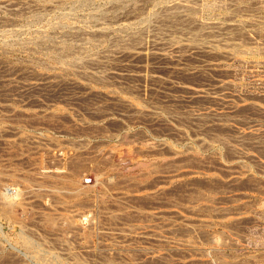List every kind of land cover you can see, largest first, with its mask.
<instances>
[{
  "label": "rangeland",
  "instance_id": "374dc122",
  "mask_svg": "<svg viewBox=\"0 0 264 264\" xmlns=\"http://www.w3.org/2000/svg\"><path fill=\"white\" fill-rule=\"evenodd\" d=\"M93 1L78 6L71 0H62L50 10L39 5L37 0H0V44L5 39L7 43V38L8 43L18 44V47L6 49L10 50L8 54L0 47V171L15 178L13 182L8 178L3 180V184L11 186H1L0 192L15 196L17 188L23 193L28 189L19 182L27 176L34 179L29 180L28 188L39 194L34 197L24 192L19 196L21 209L13 210L14 224L0 217V264H207V261L210 264H264V54L252 51L256 46L253 38L239 37L231 30V35L226 36L235 40L223 39L221 31L218 43L211 42L208 36L202 44L207 50L211 44L216 49H224V40L238 43L236 53L229 56L201 55L190 50L189 56L178 59L174 49L162 46L163 40H158L157 47L150 43L151 36H146L148 52L162 51L160 53L168 55L170 61L150 56L149 62L128 63L117 58L110 60V55L115 56L112 53L114 35L106 38L85 34L91 43L96 41L89 53L96 54L97 58L108 55L110 59H100L99 64L69 65L67 69L51 61L52 70L30 61L39 53L21 45L37 33L36 29L52 40H71L79 45L83 38L77 40L70 36L65 30L67 27L71 30L79 26L95 29L105 23L117 26L123 20L150 25L167 12L164 2L174 3V0H135L136 7L128 8L133 1L113 0L114 4L112 0ZM217 1L225 3L229 13L218 4L211 10L202 7L200 17L207 20L208 25L214 18L226 20L224 16L231 14L232 20L250 17L254 22L257 20L256 28L264 27V14L252 10L253 0H201L197 3L205 6ZM123 5L127 7L125 10L121 9ZM242 6L248 11L244 12ZM238 7L242 8L238 11ZM60 11L63 15H59ZM113 12L121 14L118 21L108 20ZM151 13L155 16L150 19ZM67 20L69 23L65 22ZM179 26L166 24L164 33L170 29L180 45H188L187 34L174 32ZM260 41L264 47V36ZM52 42L45 45L51 49ZM95 50L98 52L94 53ZM233 59L240 61L239 67H242L237 72L212 67L215 62L232 67ZM193 90H200L201 94L197 96ZM253 104H256L255 109L251 107ZM71 161L81 168L77 178L80 186H85L84 177L90 176L92 180L86 190L89 197L84 200L82 196L87 202L83 207L75 205L71 191L65 184H59V179L60 182L51 181L55 174L66 180ZM54 190H60L61 195L52 192ZM151 192L158 193L154 201L144 198ZM56 195L66 207H60ZM57 205L59 207H55ZM194 207L198 210L202 207V211L193 210ZM203 209L208 211L203 212ZM36 210H41V214ZM136 212L152 215L150 222L147 219L150 227L147 221L117 219ZM48 213H55L53 217L58 215L56 213L71 215L75 224L79 218L91 221L78 233L73 225L69 227L71 223H62L63 219L58 226L48 228L41 219L45 216L42 214ZM129 228L133 229L130 234L127 233ZM20 234L36 244L44 254L42 260L33 258V253L18 245L16 236ZM127 234L133 237L130 239ZM146 236L149 237L147 241ZM187 240L189 243L185 242ZM157 254H163V261L148 258Z\"/></svg>",
  "mask_w": 264,
  "mask_h": 264
},
{
  "label": "bare ground",
  "instance_id": "6f19581e",
  "mask_svg": "<svg viewBox=\"0 0 264 264\" xmlns=\"http://www.w3.org/2000/svg\"><path fill=\"white\" fill-rule=\"evenodd\" d=\"M7 2L9 1V0H6ZM61 2L62 0H37V2H38V4L39 5H42V7L44 6V7H47L48 9H50V7H51V9H53V7H54V5L55 4H58V2ZM71 1H73L75 4H77L78 6L79 5H81V6H83L84 4H86V2L88 3V1L89 0H71ZM93 1V0H92ZM103 1V0H102ZM113 1V0H112ZM120 0H117V2H119ZM125 1V0H124ZM127 1H129V2H132V3H129L130 5H128L127 7L128 8H130V7H136V5L134 6V4L133 3H135V0H127ZM140 1V0H139ZM145 1V0H144ZM155 1V0H154ZM164 1V0H163ZM163 1H159V2H163ZM175 1H177V0H174V3H171L170 1V3H167V2H164L163 4L164 5H167L168 6V8L165 6V8H167L166 10H167V12H164V14L162 13L161 14V16H159L158 18H156L155 19V21H154V23H153V21H152V24H148V25H137L136 23H134L133 21H127V22H125V20H123L121 23H119L117 26H109V25H103V26H100L99 28H97V27H94L95 29H90V28H88V29H85V26L83 27V26H79V27H76V28H74L73 27V30H71V28H69L68 29V27L65 29V30H67V33L70 35V36H73V38L75 37V38H77V40H79L78 38L79 37H82L83 39H80V43H79V45H77L76 43H74V42H72L71 40H68V41H70V42H67V41H65L64 39H53L52 40V38L51 37H49L48 35H46V33L45 34H43V33H41L40 31L38 32L37 31V29L35 30L37 33H35L32 37H29V39L27 40V41H25V43H24V45H21L19 42V44L22 46V48L23 47H27V49L29 48L30 49V51L31 50H33L34 52H38L39 54L37 55L38 57H31L30 58V61L32 62V63H38V65H40V67L42 66L43 68H45L46 70H52L53 68L52 67H50V65H49V62H53V61H55V62H57L58 63V65L59 66H57V67H59V68H66L67 69V66H69V65H71V66H74V64L76 65V64H89V63H93V64H99L100 63V59H110V60H114L115 58H117L118 60L120 59V60H122V61H126V62H142V63H145L146 61H147V59L150 57V56H153V57H155V58H157V59H159V60H161V61H163V60H167L169 57H168V55H166L165 53H160V52H162V51H160V52H148V44H149V41L147 40V38H146V36H148V37H150L151 36V40H150V43L152 42V44H154V45H157V47H158V44L160 45V41H158L159 39H161V40H163V43H161L162 44V46L163 45H165V46H168L169 48H172V49H174L175 50V52L179 55V57H178V59L179 58H181L182 56H185V55H187V52H189L190 50L191 51H194V53L195 54H201V55H221V56H223V55H232L234 52H235V50H236V46H238V43H236V42H232V41H222V42H224L223 43V45L224 44H226L225 46H223L224 47V49H216V46H213V44H211L210 45V47L206 50V49H203L204 47H203V42H204V40L208 37V36H210L209 38H212V40H211V42H214L215 43V41H216V43H218L219 41H218V37H219V34H220V32L221 31H223L222 33L224 34V36L222 37L223 39H228V40H232L233 38H231L230 39V37L228 38L226 35H231L230 34V31L231 30H235L236 31V33H237V35L239 36V37H241V36H247L248 35V37L250 36L251 38H253L254 40L253 41H255V44L254 45H256V46H254L253 48H251L252 49V51L253 52H255V53H261V54H264V47H263V45H261L260 44V40H261V38L264 36V27L263 28H261V27H258V28H256V26L258 25V24H256L255 22L257 21H253L254 19H251L250 17H248L247 19H242V20H238V19H234V20H232L233 18L232 17H234V16H231V14L230 15H227V16H224V17H226V20H220V19H216V18H214L211 22H210V26L208 25V23L206 22V21H204L201 17H200V13H199V9H201L202 7L204 8V9H210L211 10V8L213 7H216L217 6V4H218V6L219 5H221L220 7L223 9V10H225V11H227L228 13H229V10L225 7L226 6V4H225V6H224V4H223V2L222 3H220L219 1H217V3H212V4H209V5H206V4H208V3H206L205 4V6H202L201 4H198L197 2H201V0H181L182 2H175ZM214 1V0H213ZM59 2V3H60ZM70 2V1H69ZM94 2V1H93ZM92 2V3H93ZM108 2V1H107ZM121 3H123L122 1H120ZM157 2V1H156ZM159 2H157V3H159ZM219 2V3H218ZM229 2H233V1H230L229 0ZM245 2V1H244ZM251 2V1H250ZM62 3V2H61ZM71 3V2H70ZM90 3V2H89ZM104 3H105V0H104ZM115 2L113 1V4H114ZM205 3V2H204ZM226 3H228V1H226ZM74 4V5H75ZM116 4H118V3H116ZM249 4V3H248ZM251 5H249V7L251 6L252 7V10L254 11V10H256V12H262V14H264V0H253L251 3H250ZM8 5V4H7ZM125 5V4H124ZM121 6V9H123L124 8V10H125V8H127V7H125V6ZM126 5H127V3H126ZM163 5V6H164ZM234 5V4H233ZM232 5V6H233ZM242 5V4H241ZM244 5V4H243ZM55 6H58V5H55ZM77 6V7H78ZM80 6V7H81ZM85 6V5H84ZM228 6V5H227ZM238 6V5H237ZM240 6V5H239ZM248 6V5H247ZM65 7V6H64ZM70 7V6H69ZM74 7V6H73ZM99 7V6H98ZM138 7V6H137ZM229 7V6H228ZM230 7H231V5H230ZM242 7H244V6H242ZM242 7H240V8H242ZM56 8V7H55ZM59 8H61V7H59ZM109 8V7H108ZM239 8V7H238ZM237 8V9H238ZM240 8L238 9V11L240 10ZM245 8V7H244ZM45 9V8H44ZM50 9V10H51ZM63 9H65V8H63ZM62 9V10H63ZM115 9H117L116 7H115ZM120 9V10H121ZM134 9V8H133ZM139 10V8H136V10ZM237 9H231V11H233V10H236L237 11ZM246 9H247V11H248V8H245V10H244V12L246 11ZM54 10V9H53ZM55 10H57V9H55ZM60 9H58V11H59ZM99 10V9H98ZM106 10V9H105ZM104 10V11H105ZM108 10V9H107ZM135 10V11H136ZM165 10V11H166ZM57 11V12H58ZM97 11V10H96ZM110 11H112V10H110ZM117 11V10H116ZM119 11V10H118ZM122 11V10H121ZM120 11V12H121ZM128 11H131V10H129L128 9ZM134 10H132L131 12H133ZM134 11V12H135ZM213 11V10H212ZM242 11V10H241ZM246 11V12H247ZM249 11H250V8H249ZM56 12V13H57ZM61 12V11H60ZM109 12V11H108ZM142 12V11H141ZM163 12V11H162ZM201 12V11H200ZM64 13V12H63ZM102 13V12H101ZM100 13V14H101ZM104 14H107V13H105V12H103ZM102 13V15H104ZM115 12H113V13H111V14H109V19L108 20H112V19H116L117 20V18H118V16H120V15H115L114 14ZM127 13V12H126ZM54 14V13H53ZM52 14V15H53ZM136 14V13H135ZM233 14V13H232ZM257 14V13H256ZM39 15V14H38ZM59 15H63L62 14V12L59 14ZM66 15V14H65ZM134 15V14H133ZM157 15V14H156ZM223 15H226V14H224L223 13ZM250 15V14H249ZM253 15V14H252ZM33 16H34V14H33ZM58 16V15H57ZM94 17H96L95 15H93ZM101 16V15H100ZM150 16V19L153 17V16H155L154 14H152L151 13V15H149ZM212 16V15H211ZM210 16V17H211ZM239 16H242V15H239ZM246 16V15H245ZM248 16V15H247ZM251 16V15H250ZM55 17V16H54ZM53 17V18H54ZM59 17V16H58ZM82 17V16H81ZM94 17L92 18V19H94ZM102 17V16H101ZM105 17V16H104ZM107 17V16H106ZM106 17H105V19H106ZM261 17H263V16H261ZM34 18H36V17H34ZM34 18H31V19H34ZM40 18H41V16H40ZM56 18V17H55ZM66 18V17H65ZM88 18V17H87ZM97 18V17H96ZM135 18V17H134ZM134 18H133V20H134ZM155 18V17H154ZM154 18H153V20H154ZM63 19V18H62ZM68 19V18H67ZM102 19V18H101ZM138 19V18H137ZM225 19V18H224ZM39 20V19H38ZM46 20V19H45ZM58 20V19H57ZM64 20V19H63ZM107 20V19H106ZM115 20V21H116ZM136 20V19H135ZM134 20V21H135ZM140 20H141V18H140ZM142 20H144V19H142ZM33 21V20H32ZM35 21L37 22V23H39L36 19H35ZM40 21V20H39ZM51 21V20H50ZM61 21V20H60ZM90 21V20H89ZM113 21V20H112ZM118 21V20H117ZM116 21V22H117ZM55 22H57V21H55ZM65 22H68V20L67 21H65ZM88 21H85V23H87ZM92 22H93V20H92ZM92 22H90L91 24H92ZM139 23H142L141 21H138ZM145 22V21H144ZM36 23V24H37ZM40 23H41V21H40ZM46 23H48V21H46ZM50 23V22H49ZM59 23V22H58ZM57 23V24H58ZM69 23V22H68ZM67 23V24H68ZM118 23V22H117ZM149 23V22H148ZM56 24V23H55ZM62 24H63V21H62ZM90 24V25H91ZM101 24H103V23H101ZM168 25V24H170V25H172V26H176L177 24H180V26H179V28L178 29H176V30H174V32L176 31V33L179 31L180 32V34H184V35H186L187 34V36H188V45L187 44H185V45H183V44H181L180 45V43H178V40H177V38H175L174 36H173V32L171 33V31H170V29H169V31H168V29L166 30L167 32H166V34L164 33V26L165 25ZM34 25H35V23H34ZM46 25V24H45ZM53 25V24H52ZM63 25H65V24H63ZM86 25V24H85ZM89 25V24H88ZM36 26V25H35ZM38 26V25H37ZM54 26V25H53ZM59 26H60V24H59ZM46 27H48V26H46ZM58 27V26H57ZM62 27V26H61ZM88 27V26H87ZM86 27V28H87ZM54 28V27H53ZM56 28V27H55ZM60 28V27H59ZM169 28V27H168ZM173 27H171V29H172ZM180 28H181V31H180ZM58 29V28H57ZM61 29V28H60ZM38 30H40V29H38ZM44 30V29H43ZM46 30V29H45ZM52 30V29H51ZM59 30V29H58ZM57 30V31H58ZM178 30V31H177ZM220 30V31H219ZM20 31V30H19ZM48 31H50V29L48 30ZM44 32V31H43ZM55 32V31H54ZM182 32V33H181ZM3 33V32H2ZM48 33H50V32H48ZM51 33H53V31L51 32ZM58 33V32H57ZM65 33V32H64ZM4 34H5V32H4ZM85 34L86 35H88V36H94V37H97V36H95V35H98V36H107L106 38H108V35L109 34H111V35H114V41H113V39L112 38H110V39H112V53H114V55L115 56H112V55H110V58H109V56L108 55H106V57H104L103 56V58H97V55L96 54H93V53H89V51H90V48L93 46L94 47V45H93V43H94V41H93V43H91L89 40H88V37H85ZM158 34L159 35H161V36H158ZM234 34V33H233ZM32 35V34H31ZM234 35H236V34H234ZM233 35V36H234ZM84 36V37H83ZM153 36V37H152ZM187 36H186V39H187ZM232 36V37H233ZM1 37H2V35H1ZM7 38V35L6 36H4V38ZM59 37V36H58ZM155 37V38H154ZM244 37V38H245ZM3 38V37H2ZM1 38V39H2ZM51 38V39H50ZM55 38V37H54ZM68 38H70V37H68ZM100 38V37H99ZM102 38V37H101ZM105 38V37H104ZM179 38V40H180V37H178ZM185 38V37H184ZM221 38V39H222ZM91 39H93V37L91 38ZM96 39V38H95ZM109 39V43L111 42V40ZM182 39V38H181ZM226 39V40H227ZM239 38H237V40H238ZM242 39V38H241ZM98 41H99V39H97ZM233 40H235V38L233 39ZM48 41H53L52 43V48L50 49L47 45H45L46 43ZM98 41H97V43H98ZM102 41L104 42L105 40H103V38H102ZM107 41V40H106ZM182 41H184V40H182ZM208 41V40H207ZM210 41V40H209ZM221 41V40H220ZM239 41V40H238ZM237 41V42H238ZM257 41V42H256ZM5 42V43H4ZM24 42V41H23ZM103 42H101V43H103ZM2 43V42H1ZM17 43V42H16ZM95 43H96V41H95ZM108 43V44H109ZM210 43V42H209ZM99 44V43H98ZM206 44V43H205ZM264 44V43H263ZM16 44L15 43H8V38H7V43H6V39L3 41V44H0V47H1V50L5 53V51L7 52V54H8V52L10 51V50H6V49H13L14 48V46H15ZM18 45V44H17ZM16 45V46H17ZM101 45H103V44H101ZM101 45H99V47L101 46ZM209 45V44H208ZM20 46V47H21ZM106 46V45H105ZM108 46V45H107ZM18 47V46H17ZM92 47V48H93ZM97 47V46H96ZM156 46H155V48H157ZM21 48V49H22ZM24 48V49H25ZM74 48H76V49H78V50H75ZM101 48V47H100ZM107 48V47H106ZM110 48V47H109ZM150 48V47H149ZM162 48H164V47H162ZM23 49V50H24ZM97 49V48H96ZM103 49V48H102ZM102 49H101V51H102ZM158 49H161L160 47L158 48ZM165 49V48H164ZM15 50V49H14ZM17 50V49H16ZM151 49H149V51H150ZM155 50H157V49H155ZM162 50V49H161ZM93 51V50H92ZM96 51V50H95ZM104 51H106V50H104ZM158 51V50H157ZM251 51V50H250ZM12 52V51H11ZM17 52H19V51H17ZM98 51H96V52H94V53H97ZM238 52H240V51H238ZM1 53V52H0ZM13 53H15V52H13ZM12 53V54H13ZM103 53V52H102ZM186 53V54H185ZM236 53V52H235ZM240 53H243V52H240ZM26 54V53H25ZM37 54V53H36ZM101 54V53H100ZM194 54V55H195ZM187 56H189V55H187ZM190 56H191V54H190ZM174 57V56H173ZM224 57V56H223ZM176 58V57H175ZM202 58V57H201ZM207 58H209V57H207ZM215 58H217V57H215ZM18 59V58H17ZM182 59V58H181ZM187 59V58H186ZM211 59V58H210ZM223 59V58H222ZM225 59V58H224ZM11 60V59H10ZM33 60H35V62L33 61ZM169 61H170V59H168ZM201 60V59H200ZM199 60V61H200ZM220 60H221V57H220ZM234 60V59H233ZM232 60V61H233ZM7 61H9V59L7 60ZM18 61V60H17ZM213 61V60H212ZM229 61V60H228ZM235 61V63H234V65L231 67H229V64H227V63H224V62H215V63H212V67H214L215 66V69H216V67L217 68H220V70L221 69H224V70H230L231 71V69H232V72H234L233 70H237L238 71V68H240L239 67V64H238V62H240V61H238V60H234ZM16 62V61H15ZM147 62H149V61H147ZM202 62V61H201ZM241 62H243V61H241ZM249 62V61H248ZM247 62V63H248ZM163 62H161V64H162ZM165 63H167V62H165ZM176 63V62H175ZM180 63V62H179ZM233 63V62H232ZM263 63V62H262ZM51 64V63H50ZM137 64H139V63H137ZM156 64H158V63H156ZM57 65V64H56ZM167 65V64H166ZM211 65V64H210ZM46 66V67H45ZM96 66V65H95ZM182 66V65H181ZM234 66H236V67H234ZM247 66V65H246ZM245 66V67H246ZM49 67V68H48ZM56 67V68H57ZM82 67H84V66H82ZM244 67V68H245ZM242 68V67H241ZM247 68V67H246ZM260 68V67H259ZM58 69V68H57ZM81 69V68H80ZM208 69V68H207ZM214 69V68H213ZM214 69V70H215ZM247 69H249V68H247ZM253 69V68H252ZM223 70V71H224ZM186 71V70H185ZM236 71V72H237ZM42 72H43V70H42ZM46 72V71H45ZM51 72V71H50ZM197 72V71H196ZM264 72V71H263ZM187 73H188V71H187ZM200 73V72H199ZM244 73V72H243ZM40 74V73H39ZM49 74V73H48ZM179 74V73H178ZM230 75V74H229ZM44 76H46V75H44ZM91 76V75H90ZM234 76V75H233ZM96 77V76H95ZM145 77V76H144ZM147 77V76H146ZM88 78V77H87ZM105 78V77H104ZM99 79V78H98ZM244 80V79H243ZM166 81V80H165ZM228 82V81H227ZM226 83V82H225ZM231 83V82H230ZM255 83V82H254ZM258 83V82H257ZM229 84V83H228ZM262 84V83H261ZM225 85V84H224ZM227 85V84H226ZM225 85V86H226ZM236 85V84H235ZM264 85V84H263ZM222 86V85H221ZM227 87V86H226ZM234 87V86H233ZM239 88V87H238ZM252 89V88H251ZM254 89H256V88H254ZM259 89H261V88H259ZM189 90V89H188ZM244 90V89H243ZM262 91V90H261ZM246 92H248V91H246ZM250 92V91H249ZM193 94H196L197 96L198 95H200L201 94V91L200 90H193V92H192ZM248 96V95H247ZM230 102V101H229ZM234 107V106H233ZM251 107H254V109L256 108V104H253V105H251ZM250 108V107H249ZM257 109H259V108H257ZM139 110V109H138ZM12 111H18V110H15V109H12ZM256 111V110H255ZM253 112V111H252ZM138 113H140V112H138ZM256 113V112H255ZM135 114V113H134ZM189 118V117H188ZM191 121V120H190ZM196 123V122H195ZM254 134V133H253ZM263 134V133H262ZM246 135V134H245ZM257 141V140H256ZM259 142V141H258ZM161 144V143H160ZM255 144V143H254ZM232 147V146H231ZM12 149V148H11ZM238 154V153H237ZM66 155V154H65ZM60 156V155H59ZM65 161V160H64ZM68 161V160H67ZM66 161V162H67ZM61 162H62V160H61ZM204 162V161H203ZM71 163L72 164H70V162H69V164H70V166H69V176H66L67 177V179L65 180L63 177V179L65 180H63V179H60L61 178V176H59V175H56L55 174V177H54V179H52L51 181L53 182H55V181H57L58 179L61 181H57V182H60L59 184H62L63 186H64V184L66 185V187H68V190H70L71 192V195H73L74 196V199L76 200V202H75V205H77L78 207H83V205L84 204H86L85 203V201L84 200H86V197H89L88 195H87V186H90L89 184H83V185H85V186H80V183H78V181L79 180H77V178H79V173H80V170H81V168H79V165H78V163L77 162H75V161H71ZM41 164V163H40ZM65 164V163H64ZM81 167V166H80ZM178 168V167H177ZM11 173V172H10ZM0 175H2V176H0V187L1 186H6V187H10L11 185L10 184H8V185H6V184H3L2 183V181L4 180H6L7 178H8V180L10 181V182H13L14 181V177L12 178V177H9V176H7V175H9V174H5V172L3 173L2 171H0ZM250 175V174H249ZM14 176V175H13ZM59 176V177H58ZM181 176V175H180ZM44 178H45V176H43ZM48 177V176H47ZM46 177V178H47ZM51 177V176H50ZM45 178V179H46ZM168 178V177H167ZM31 179H33V178H31ZM30 179V177H22V180L19 182V184L21 185V186H23V187H25L26 189H28V190H25L24 189V192L26 193V194H30L31 196H34V197H36L37 196V194L33 191V190H31V189H29L28 188V183H29V180L30 181H33V180H31ZM212 180V179H211ZM237 180V179H236ZM211 182V181H210ZM51 183V182H50ZM108 183V182H107ZM212 183V182H211ZM54 185H56V183H54ZM32 186V185H31ZM58 187V186H57ZM210 188V187H209ZM53 189H55L54 188V186H53ZM16 190V195L15 196H17V198L14 196V195H9V194H4L3 192H0V217L1 218H3V219H6L7 221H12V218L14 217L15 218V216H13V210L14 209H16V208H20L21 207V205H20V202L18 201V198H19V196L21 195L22 196V194L24 193H21L20 191H19V189H15ZM65 190V189H64ZM89 190V189H88ZM27 191V192H26ZM60 191V190H59ZM58 190L57 191H52V192H55L56 194H60L61 195V192H59ZM61 191H63V190H61ZM159 191V190H158ZM15 192V191H14ZM13 192V193H14ZM67 192V191H66ZM164 192V191H163ZM215 192V191H214ZM63 193V192H62ZM210 193V192H209ZM67 193H65L64 195H66ZM160 194V193H159ZM39 195V194H38ZM58 195H56L55 197H56V201H57V203L60 205V207H62V206H64V207H66L63 203H61V201H62V199H60L61 201H59V199L57 200V198H60V196L58 197ZM68 195V194H67ZM157 195H158V193L157 194H155V193H149L148 195H146V196H144V198L146 199L147 198V200L148 201H150L149 200V198H151L153 201L155 200V199H157ZM63 196V195H62ZM72 196V197H73ZM82 196H84L85 198H84V200H83V197ZM151 196V197H150ZM101 197V196H100ZM105 197V196H104ZM33 198V197H32ZM62 198H64V197H62ZM94 198V197H93ZM33 199H35V198H33ZM32 199V200H33ZM66 199V198H65ZM74 199H73V204H74ZM101 199H104V198H101ZM206 199H207V197H206ZM55 200V199H54ZM88 200H89V198H88ZM96 201V200H95ZM98 201H99V199H98ZM168 201V200H167ZM201 201V200H200ZM23 202V201H22ZM34 202V201H33ZM39 202V201H38ZM54 202V201H53ZM64 202H66L65 200H64ZM67 202H69V200L67 201ZM101 202V201H100ZM136 202V201H135ZM34 203H36V202H34ZM55 203V202H54ZM53 203V204H54ZM118 203V202H117ZM171 203V202H170ZM213 203V202H212ZM23 204H25V203H23ZM52 204V208L54 209V205ZM66 205H67V203H65ZM69 204H72V203H69ZM69 204H68V206H69ZM121 204V203H120ZM169 204V203H168ZM198 204H200V203H198ZM37 205V204H36ZM59 205H57V206H55V207H59ZM62 205V206H61ZM74 205V206H75ZM172 205V204H171ZM170 205V206H171ZM76 206V207H77ZM22 207H24V206H22ZM34 207V206H33ZM49 207V206H48ZM199 207H200V205H199ZM202 207H204V206H202ZM201 207V208H202ZM205 207H206V205H205ZM205 207H204V209H205ZM26 208V207H25ZM27 208H28V206H27ZM26 208V209H27ZM39 208V207H38ZM201 208H200V210H198V207L197 208H192L193 210L195 209H197L198 211H202L201 210ZM21 209V208H20ZM29 209H31V207L29 208ZM37 209V208H36ZM58 209H61V208H57V210ZM64 209V208H63ZM203 209V212L204 211H208V209L207 210H204ZM22 210H23V208H22ZM46 210H48V209H46ZM56 210V209H55ZM192 210V211H193ZM40 212L41 210H36V212ZM42 211H45L44 209H42ZM52 211V210H51ZM50 211V212H51ZM191 211V210H190ZM191 211V212H192ZM48 212V211H47ZM74 212V211H73ZM78 212V211H77ZM42 213H44V212H42ZM194 213V212H193ZM38 214H41V212L40 213H38ZM38 214H36V215H38ZM49 214V213H48ZM48 214H42V215H45V216H41L42 218L41 219H43L44 220V222H46L47 223V226H48V228H50L49 226H51V228L52 227H54V225L56 226L57 224L59 225V223L61 224V222L62 221H60V220H62L63 219V222L62 223H64L65 221L68 223H71V224H69V227H70V225H73L74 227V230H77V231H75V233H78V231H79V229L81 230V228L82 227H84V226H87L86 224L87 223H89L91 220H89L88 218H79V222L77 223V224H75V221L71 218V215H67V214H59V213H56V215L58 216H56V217H53V215L55 214H53V215H48ZM121 214V213H120ZM15 215V214H14ZM78 215V214H77ZM193 215V214H192ZM38 216H40V215H38ZM52 216V217H51ZM55 216V215H54ZM73 217H77V216H74V215H72ZM120 216V215H119ZM118 216V217H119ZM37 217V216H36ZM97 217V216H96ZM152 219V215H144V214H141V213H138V212H136L135 214H124L123 216H121V217H119V218H117V219H120V220H125L126 222L128 221V222H130V221H139V222H143V221H147V219L149 220V219ZM264 218V217H263ZM39 219L40 218H38V221H39ZM112 219V218H111ZM150 219V220H151ZM43 220H41V221H43ZM113 220V219H112ZM150 220H149V222H150ZM15 221V220H14ZM14 221H12L13 222V224H14ZM37 221V222H38ZM99 221V220H98ZM18 222H19V220H18ZM66 222H65V224H66ZM238 222H239V220H238ZM17 223V222H16ZM23 223V222H22ZM39 224H42V226H46V224L45 223H43V222H38ZM114 223V222H113ZM185 223V222H184ZM187 223V222H186ZM189 224H190V222H188ZM194 223V222H193ZM44 224V225H43ZM142 224V223H141ZM147 224H148V221H147ZM57 225V226H58ZM64 225V224H63ZM138 225V224H137ZM149 225V224H148ZM183 224H181V226H182ZM62 226V225H61ZM88 226H89V224H88ZM135 226V229H137L136 228V225H134ZM144 226V225H143ZM146 226V225H145ZM177 226V225H176ZM186 226H189L190 227V225H186ZM192 226V225H191ZM60 227V226H59ZM72 227V226H71ZM132 228H134L133 227V225L131 226ZM140 227H142V226H139V228ZM148 227V226H147ZM149 227H150V225H149ZM152 228L154 227V226H151ZM156 227V226H155ZM182 227H184V226H182ZM182 227H179L180 229H182ZM72 228V229H73ZM132 228H129L127 231H124V232H127V233H129V232H131V230H133ZM158 228V227H157ZM157 228H155V229H157ZM170 228V227H169ZM168 228V229H169ZM178 228V227H177ZM177 228H175V229H177ZM193 228V227H192ZM93 229V228H92ZM141 229V228H140ZM143 229V228H142ZM154 229V228H153ZM179 229V230H180ZM185 229V228H184ZM183 229V230H184ZM190 229H191V227H190ZM196 229V228H195ZM21 230H23V229H21ZM49 230V229H48ZM56 230V229H55ZM62 230V229H61ZM74 230H73V233H74ZM183 230H181V231H183ZM186 230H188L187 228H186ZM192 230V229H191ZM191 230H189L188 232H190ZM197 230V229H196ZM57 231V230H56ZM81 231H83V230H81ZM153 231V230H152ZM158 231V230H157ZM168 232L170 231V229L169 230H167ZM171 231H174V230H171ZM154 232V231H153ZM168 232H167V234H168ZM176 232H177V230H176ZM185 232V231H184ZM205 232V231H204ZM18 233V232H17ZM21 233V232H20ZM74 233V234H75ZM155 233V232H154ZM171 233H174V232H171ZM178 233V232H177ZM186 233V232H185ZM16 234V233H15ZM22 234V233H21ZM19 235V236H16L17 238H16V241L18 242V245H19V243L23 246V248L26 250V251H30L31 253H33L32 255H33V258H38V259H41L43 256H44V254L43 253H41L39 250H38V248L36 247V244L31 240V239H29V238H23V236L22 235ZM57 234V233H56ZM58 234H59V232H58ZM66 234V233H65ZM130 234V233H129ZM129 234H127V236H129V238L130 237H133V236H130ZM145 234V233H144ZM150 234V233H149ZM182 234V233H181ZM184 234V233H183ZM187 234V233H186ZM18 235V234H17ZM69 235V234H68ZM73 235V234H72ZM75 235H78V234H75ZM155 235V234H154ZM159 235V234H158ZM157 235V236H158ZM168 235H176V234H168ZM178 235V234H177ZM66 236V235H65ZM156 236V237H157ZM160 236V235H159ZM187 236V235H186ZM155 237V236H154ZM153 237V238H154ZM149 237H144V239L146 240V239H148ZM160 238V237H159ZM131 239V238H130ZM156 239V238H155ZM209 239V238H208ZM212 239H214V238H211V241H212ZM15 240V239H14ZM58 240H60V239H58ZM143 240V239H142ZM157 240V239H156ZM161 240V239H160ZM215 240V239H214ZM16 241H15V243H16ZM64 241V240H63ZM147 241V240H146ZM180 241V240H179ZM208 241V240H207ZM210 241V242H211ZM216 241H218V243H217V245L219 244V241H220V239L218 238ZM67 242V241H66ZM83 242H85V241H83ZM152 242V241H151ZM181 242V241H180ZM184 242V241H183ZM182 242V244H181V246L184 244ZM185 242H187V243H189V241L187 240V241H185ZM202 242V241H201ZM215 242V241H214ZM213 242V243H214ZM222 242V241H221ZM68 243V242H67ZM154 243V242H153ZM223 243V242H222ZM64 244V243H63ZM148 244H150V243H148ZM176 244V243H175ZM20 245V246H21ZM195 245V244H194ZM214 245H216V244H214ZM179 246H180V243H179ZM185 247H188V246H186V245H184ZM190 247V246H189ZM193 247V246H192ZM196 247V246H195ZM143 248V247H142ZM141 249V248H140ZM196 249V248H195ZM177 250H179V249H177ZM176 250V251H177ZM143 250H141V252H142ZM149 251V250H148ZM185 251V250H184ZM186 251H188V250H186ZM189 251H190V249H189ZM191 251H193L192 249H191ZM196 251H197V249H196ZM198 251H199V249H198ZM200 251H201V249H200ZM199 251V252H200ZM203 251V250H202ZM205 251V250H204ZM204 251L202 252V253H204ZM141 252H139V253H141ZM179 252V251H178ZM142 253H145L144 251L142 252ZM202 253H200V254H202ZM124 254V253H123ZM146 254V253H145ZM161 255H163V254H157V255H151V256H149L148 258L149 259H151V260H155V261H159V260H162L163 261V259H162V256ZM198 256H202V255H198ZM164 257V256H163ZM8 258V257H7ZM10 258V257H9ZM8 258V259H9ZM126 258V257H125ZM5 260H7L6 258H4ZM38 259H37V261H38ZM166 259V258H165ZM256 259V258H255ZM10 260V259H9ZM42 260V259H41ZM40 260V261H41ZM150 260V261H151ZM204 261V260H203ZM255 261V260H254ZM5 262V261H4ZM16 262V261H15ZM166 262V261H165ZM168 262V261H167ZM218 262V261H217ZM1 263V262H0ZM192 263V262H191ZM200 263V262H199ZM199 263H197V264H199ZM203 263H205V262H203ZM202 263V264H203ZM209 262L207 261V264H208ZM218 263H221V262H218ZM175 264V263H174ZM178 264V263H177ZM196 264V263H195ZM206 264V263H205ZM210 264V263H209ZM212 264V263H211ZM222 264H224V263H222Z\"/></svg>",
  "mask_w": 264,
  "mask_h": 264
},
{
  "label": "built area",
  "instance_id": "2783aa9c",
  "mask_svg": "<svg viewBox=\"0 0 264 264\" xmlns=\"http://www.w3.org/2000/svg\"><path fill=\"white\" fill-rule=\"evenodd\" d=\"M82 183L83 184H91L92 183L91 177L90 176L84 177L82 179Z\"/></svg>",
  "mask_w": 264,
  "mask_h": 264
}]
</instances>
